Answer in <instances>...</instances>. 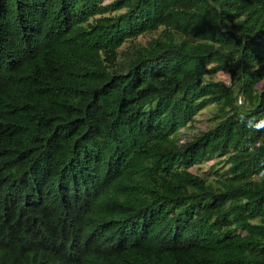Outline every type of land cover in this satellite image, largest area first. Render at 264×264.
Here are the masks:
<instances>
[{"label": "trees", "instance_id": "1", "mask_svg": "<svg viewBox=\"0 0 264 264\" xmlns=\"http://www.w3.org/2000/svg\"><path fill=\"white\" fill-rule=\"evenodd\" d=\"M0 264H264V0H0Z\"/></svg>", "mask_w": 264, "mask_h": 264}, {"label": "rangeland", "instance_id": "2", "mask_svg": "<svg viewBox=\"0 0 264 264\" xmlns=\"http://www.w3.org/2000/svg\"><path fill=\"white\" fill-rule=\"evenodd\" d=\"M150 40L149 36L139 38L138 43L146 44L147 41ZM126 45L125 47H127ZM216 81H223L224 83L230 85L231 79L228 74L219 73L214 78ZM239 104V103H238ZM216 112L215 106H209L205 110H203L199 115L196 117V120L187 128L182 129L180 131V144H185L189 141H192L196 137L200 136L202 133L207 132L210 128H212L215 124L214 121V114ZM220 164H218L217 160H213L210 162H206L200 168H193L192 172L199 174L205 177L207 180H214L215 175L214 171L218 169H222Z\"/></svg>", "mask_w": 264, "mask_h": 264}, {"label": "built area", "instance_id": "3", "mask_svg": "<svg viewBox=\"0 0 264 264\" xmlns=\"http://www.w3.org/2000/svg\"><path fill=\"white\" fill-rule=\"evenodd\" d=\"M238 103H239V105H241L242 104V99L239 97V99H238Z\"/></svg>", "mask_w": 264, "mask_h": 264}]
</instances>
